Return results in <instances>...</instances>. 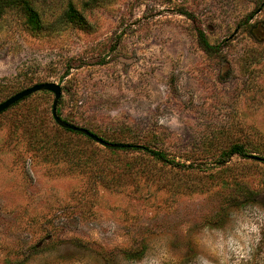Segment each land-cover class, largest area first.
<instances>
[{
	"label": "rangeland",
	"instance_id": "rangeland-1",
	"mask_svg": "<svg viewBox=\"0 0 264 264\" xmlns=\"http://www.w3.org/2000/svg\"><path fill=\"white\" fill-rule=\"evenodd\" d=\"M34 3L39 31L0 14V103L56 83L61 120L171 163L32 94L0 114V264H264V0Z\"/></svg>",
	"mask_w": 264,
	"mask_h": 264
},
{
	"label": "trees",
	"instance_id": "trees-1",
	"mask_svg": "<svg viewBox=\"0 0 264 264\" xmlns=\"http://www.w3.org/2000/svg\"><path fill=\"white\" fill-rule=\"evenodd\" d=\"M12 7H19L22 10V12L24 13V15L26 17L27 25L29 26V28L32 31H39L43 28V25L41 24V21H40L41 14L36 9L34 0H0V14L3 13L7 8H12ZM65 15H66V19L70 22H73V21L75 22V21H78L80 19V16L78 15V13L76 12V10L74 9V7L71 3L67 4V10H66ZM199 43H200L203 51L206 53L212 52L213 50H215L217 48V47L209 45V43L206 41L205 37L201 34V32H199ZM20 102H18V103H20ZM18 103H16L15 105H17ZM15 105H13V106H15ZM57 115L59 117L58 111H57ZM63 122H65V121H63ZM63 130L66 132H69V133L79 134V133L72 132L69 130H65V129H63ZM121 146L122 147H120V148H116V150H123V151L143 150V151H146L148 154H150L155 159L161 161L162 163H165V164L171 163V161L166 157V155L164 153H161L158 151H152V150H149L147 148L137 146V145H127L126 144V145H121ZM245 154L246 153H245L243 146L234 145L229 150L224 152L223 157L225 159H229L235 155L245 157L246 156ZM261 160L264 161V159H261Z\"/></svg>",
	"mask_w": 264,
	"mask_h": 264
},
{
	"label": "water",
	"instance_id": "water-1",
	"mask_svg": "<svg viewBox=\"0 0 264 264\" xmlns=\"http://www.w3.org/2000/svg\"><path fill=\"white\" fill-rule=\"evenodd\" d=\"M38 92H48V93H51L53 95L54 98H53L52 107H51V116H52L55 124L58 127H60L61 129H65V130H69L72 132L79 133V134L89 138L90 140L94 141L95 143H97L101 146L107 147V148L116 149V148L122 147L121 145L109 144V143L105 142L104 140L100 139L99 137L95 136L94 134H92L91 132H89L88 130H86L84 128H80V127L74 126L72 124L63 122L57 115V104H58L59 99L61 98L62 90H61V87L56 83L36 84V85H33L29 88H26V89H24V90H22L16 94H14L10 98H8L5 101H3L2 103H0V114L7 111L9 108H11L16 103L28 98L32 94H35Z\"/></svg>",
	"mask_w": 264,
	"mask_h": 264
}]
</instances>
